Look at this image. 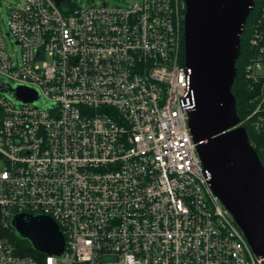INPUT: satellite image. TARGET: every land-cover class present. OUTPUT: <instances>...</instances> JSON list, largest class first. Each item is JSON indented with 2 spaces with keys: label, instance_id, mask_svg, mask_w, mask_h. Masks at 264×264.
I'll list each match as a JSON object with an SVG mask.
<instances>
[{
  "label": "built area",
  "instance_id": "built-area-1",
  "mask_svg": "<svg viewBox=\"0 0 264 264\" xmlns=\"http://www.w3.org/2000/svg\"><path fill=\"white\" fill-rule=\"evenodd\" d=\"M102 2L18 0L8 37L20 57L0 25V77L51 104L0 94V264H40L12 239L21 213L51 217L65 236L64 256L44 264H264L214 192L189 129L185 0ZM263 26L264 11L240 123L261 135Z\"/></svg>",
  "mask_w": 264,
  "mask_h": 264
},
{
  "label": "water",
  "instance_id": "water-1",
  "mask_svg": "<svg viewBox=\"0 0 264 264\" xmlns=\"http://www.w3.org/2000/svg\"><path fill=\"white\" fill-rule=\"evenodd\" d=\"M64 0H55L60 6ZM103 1V0H102ZM185 64L196 107L188 124L214 192L231 212L253 251L264 261V165L240 126L233 87L241 40L256 0H185ZM1 6V3H0ZM0 94L15 104L48 109L39 91L0 77ZM16 234L43 256L63 257L66 239L54 219L21 213Z\"/></svg>",
  "mask_w": 264,
  "mask_h": 264
},
{
  "label": "trees",
  "instance_id": "trees-1",
  "mask_svg": "<svg viewBox=\"0 0 264 264\" xmlns=\"http://www.w3.org/2000/svg\"><path fill=\"white\" fill-rule=\"evenodd\" d=\"M67 0H65V4ZM255 8L247 20L244 34L241 40V55L237 63L238 75L235 85L233 87V94L237 99L238 114L241 120L245 119L249 111L250 92L244 77V69L247 64L250 52V40L253 29L257 27L259 20L262 19V12L264 11V0H256ZM75 8V7H72ZM264 27V26H263ZM250 141L254 145L263 165H264V135L254 132L247 127ZM13 241L18 246V255L30 256L36 259L40 264H44L45 257L37 253L29 242L22 240L16 233L12 235Z\"/></svg>",
  "mask_w": 264,
  "mask_h": 264
},
{
  "label": "rangeland",
  "instance_id": "rangeland-1",
  "mask_svg": "<svg viewBox=\"0 0 264 264\" xmlns=\"http://www.w3.org/2000/svg\"><path fill=\"white\" fill-rule=\"evenodd\" d=\"M18 0H0L1 7H0V25L2 28L3 33L6 35V44L9 50V53L12 55H17L18 57L21 56V49L16 46L15 44H12V39L8 37L9 34V17L10 13L14 9L16 2ZM135 0H105L106 4H109L110 7H127L129 3L133 2ZM102 0H67V3L65 5L69 7H81V8H87V7H95V6H101ZM62 264V263H60Z\"/></svg>",
  "mask_w": 264,
  "mask_h": 264
}]
</instances>
